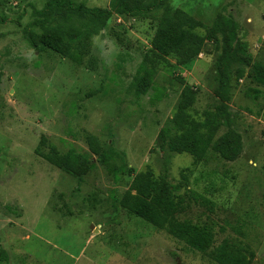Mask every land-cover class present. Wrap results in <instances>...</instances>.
<instances>
[{
  "label": "rangeland",
  "instance_id": "obj_1",
  "mask_svg": "<svg viewBox=\"0 0 264 264\" xmlns=\"http://www.w3.org/2000/svg\"><path fill=\"white\" fill-rule=\"evenodd\" d=\"M51 0H0V250L7 264H216L211 252L223 241L264 264V85L245 68L227 103L232 128L242 139L233 162L207 152L162 150L160 131L171 127L183 83L194 87L189 110L200 119L214 111L215 45L208 42L189 67L167 59L156 69L153 89L136 96L133 80L150 49L163 8L146 18L113 15L104 27L89 16L48 10L46 25L86 35L80 63L36 49L24 37ZM60 1V0H53ZM86 9H110L111 0H62ZM209 27L217 17L235 21L252 63L264 67V0H167ZM204 34L203 30L197 31ZM155 90L162 93L153 102ZM221 127L217 136L226 131ZM95 137L111 158L92 156L95 168L76 178L49 165L38 153H89ZM43 141V142H42ZM37 151V152H36ZM151 169L209 203L186 200L180 221L212 229L206 254L189 249L165 231L114 203L134 173ZM5 264V263H0Z\"/></svg>",
  "mask_w": 264,
  "mask_h": 264
},
{
  "label": "trees",
  "instance_id": "obj_2",
  "mask_svg": "<svg viewBox=\"0 0 264 264\" xmlns=\"http://www.w3.org/2000/svg\"><path fill=\"white\" fill-rule=\"evenodd\" d=\"M165 1L167 0H111L110 9H86L68 1L51 0L44 10L38 12L43 19L30 24L31 27L38 26L39 32L27 29L24 37L33 48L49 50L80 63L87 47L85 33L78 34L62 26L46 25L47 8L51 12L60 10L65 18L72 13L89 16L99 27H104L114 14L142 19L153 10L163 8L150 49L136 70L132 84L134 93L138 97L144 96L153 89L156 69L167 59L173 58L177 65L189 67L203 53L206 44L213 43L216 53L213 65L216 81L214 94L220 104L214 111H204L200 119H193L188 112L196 101V90L183 83L171 127L160 131L161 149H167L174 154H188L196 161L202 160L210 150L220 159L233 162L242 152V139L232 128L228 112L227 103L232 84L239 79L242 70L251 68V79L264 85V67L252 63L235 21L219 16L207 27L184 11L165 5ZM198 30H203L204 34H199ZM161 98L162 93L155 90L153 102L160 101ZM221 127H226L227 130L217 136ZM87 144L89 153H78L74 149L59 153L55 147L50 146L48 153L38 154L63 173L81 178L95 168L92 156L102 161L111 158V151H103L95 137H89ZM128 173L132 176L129 189L121 197H114V203L156 230L165 231L174 239L183 242L189 249L206 254L214 243L212 229L177 218L187 208L186 200L209 203L193 191L180 193L187 183L184 172L177 184L168 182L166 176L156 177L149 168L138 173L128 169ZM252 258L251 254L246 255L244 251L226 241L211 252V259L216 264H252ZM7 262L6 252L0 250V263Z\"/></svg>",
  "mask_w": 264,
  "mask_h": 264
}]
</instances>
